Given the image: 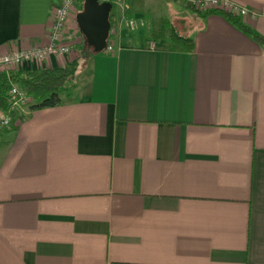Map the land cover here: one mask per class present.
I'll list each match as a JSON object with an SVG mask.
<instances>
[{
  "label": "crops",
  "instance_id": "0c3cea01",
  "mask_svg": "<svg viewBox=\"0 0 264 264\" xmlns=\"http://www.w3.org/2000/svg\"><path fill=\"white\" fill-rule=\"evenodd\" d=\"M54 1L0 0V56L48 44ZM230 1L264 37V0ZM191 13L190 53L132 9L111 53L17 68L79 61L62 105L1 135L0 264H264V48Z\"/></svg>",
  "mask_w": 264,
  "mask_h": 264
},
{
  "label": "trees",
  "instance_id": "16d2710c",
  "mask_svg": "<svg viewBox=\"0 0 264 264\" xmlns=\"http://www.w3.org/2000/svg\"><path fill=\"white\" fill-rule=\"evenodd\" d=\"M108 1L112 3L113 7L109 15L110 33L106 48L112 44L113 37L111 31L114 28L116 19L115 0ZM186 7L191 12L199 14L203 17L215 13L222 14L232 26L264 48V37L255 33L249 26L244 24L238 16L222 13L216 10L199 12L195 10L194 7L187 4ZM81 10L82 4L79 6L78 13ZM186 32V29L181 28L179 31L167 19L161 18V21H159L157 25H151V31L147 35V43L165 41L168 44V51L190 53L194 49V42ZM90 49L93 53L91 47ZM104 52L105 50L102 53ZM78 69L79 61L74 60L58 69H41L36 71L16 69L9 75L0 74V112L7 111L9 109L11 102L9 92L13 85L17 86L20 90L25 92L27 96L32 98L33 103L28 107L29 110H42L62 105L60 95L72 90L76 81ZM22 118L23 116L21 115L14 117L11 128L13 129L14 123Z\"/></svg>",
  "mask_w": 264,
  "mask_h": 264
},
{
  "label": "built area",
  "instance_id": "2783aa9c",
  "mask_svg": "<svg viewBox=\"0 0 264 264\" xmlns=\"http://www.w3.org/2000/svg\"><path fill=\"white\" fill-rule=\"evenodd\" d=\"M199 12L216 10L222 13L236 15L239 18L248 16V11L230 0H182ZM83 0H55L51 6L48 44L44 47L12 52L0 56V74L9 75L19 66L29 62H42L49 56L68 55L81 45L80 31L75 17ZM143 24L142 18H133L125 23L128 28H136ZM111 45L105 48V53H111ZM10 106L7 111L0 112V140L5 130H9L14 117L23 116L26 109L33 103L32 98L17 86H12L9 92Z\"/></svg>",
  "mask_w": 264,
  "mask_h": 264
},
{
  "label": "rangeland",
  "instance_id": "374dc122",
  "mask_svg": "<svg viewBox=\"0 0 264 264\" xmlns=\"http://www.w3.org/2000/svg\"><path fill=\"white\" fill-rule=\"evenodd\" d=\"M115 5L117 7L116 14L120 18V24L125 25L126 22L133 20L132 9H141L146 13L147 16L151 17V25H157L158 22L161 21V18H165L179 31L181 30V28H184L187 30V34H189L188 27L190 26L191 20H189V18H185L184 20H182V17L184 16L182 14H186V16L191 17L192 13L188 11L189 9H187L186 4L183 3V1L172 2L171 0H115ZM146 22L147 21L144 18L143 26H146ZM80 51H89L92 54L90 47L87 45L83 37H81ZM82 57L83 59L80 60V67L84 68L88 63V58L84 55H82Z\"/></svg>",
  "mask_w": 264,
  "mask_h": 264
},
{
  "label": "water",
  "instance_id": "95a60500",
  "mask_svg": "<svg viewBox=\"0 0 264 264\" xmlns=\"http://www.w3.org/2000/svg\"><path fill=\"white\" fill-rule=\"evenodd\" d=\"M110 1L83 0L82 10L76 15V25L93 53H102L107 45L112 10Z\"/></svg>",
  "mask_w": 264,
  "mask_h": 264
}]
</instances>
